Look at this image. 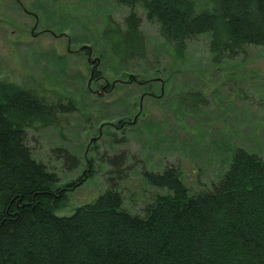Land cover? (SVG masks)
<instances>
[{"label": "trees", "instance_id": "obj_1", "mask_svg": "<svg viewBox=\"0 0 264 264\" xmlns=\"http://www.w3.org/2000/svg\"><path fill=\"white\" fill-rule=\"evenodd\" d=\"M114 1L129 11L120 22L108 16L101 38L120 70L149 59L141 12L158 25L176 66L184 62L190 41L203 34L216 64L219 58L224 63L246 54L249 46L264 45V0ZM2 72L0 66V264H264L262 154L235 146L220 179L199 180L196 189L179 163L165 161L156 168L147 155L139 162L140 175L155 189L136 211L126 199L136 203L139 195L121 185L128 180L122 168L128 154L116 151L101 157L108 169L98 162L77 179L82 182L106 169L105 190L75 203L71 194L77 184L73 179L63 182L62 174L36 157L28 140L31 133L61 125L72 112L90 120L87 100L33 76L17 80ZM95 72L98 87L102 78ZM134 79L141 87V80ZM104 86L107 91L113 87L108 82ZM151 86L156 89L155 83ZM192 93L202 95L180 90L178 105L207 102L203 95L190 106ZM116 124L123 130L130 127L131 133L138 127L125 118ZM105 127L106 132L111 128ZM58 151L70 169L81 165L75 152L65 146Z\"/></svg>", "mask_w": 264, "mask_h": 264}, {"label": "rangeland", "instance_id": "obj_2", "mask_svg": "<svg viewBox=\"0 0 264 264\" xmlns=\"http://www.w3.org/2000/svg\"><path fill=\"white\" fill-rule=\"evenodd\" d=\"M114 2L0 0L3 75L17 80L33 76L88 102L90 120L72 112L61 125L31 133L28 140L36 157L62 174L63 182L73 179L77 184L71 194L75 203L92 200L105 190L108 167L101 157L116 151L128 154L122 167L128 180L121 185L126 192L134 190L139 195L136 203L126 199V205L136 211L142 210L155 189L142 181L139 170V162L149 156L156 168L163 167L165 161L179 163L194 189L199 180L210 183L220 179L235 146L264 156V45L249 46L246 54L227 58L224 63H218L219 58L216 64L209 38L203 34L190 41L184 62L176 66L158 25L141 12L142 28L149 38V59L136 60L120 70L101 38L108 16L120 22L129 11ZM95 71L102 78L98 87ZM134 77L146 80L138 87L132 83ZM106 82L113 86L109 91ZM180 90L202 92L189 95L190 106L198 104L203 95L207 102L184 108L177 102ZM121 118L138 127L132 133L130 127L123 130L116 124ZM106 124L111 127L107 132ZM60 146L75 152L81 165L70 169L58 151ZM133 160L136 166H131ZM98 162L106 169L77 181Z\"/></svg>", "mask_w": 264, "mask_h": 264}]
</instances>
